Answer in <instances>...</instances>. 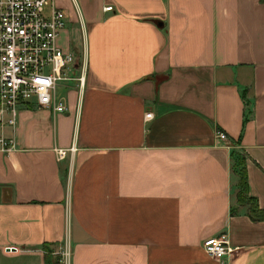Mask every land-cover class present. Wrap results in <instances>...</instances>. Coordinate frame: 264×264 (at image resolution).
<instances>
[{"label":"crops","instance_id":"1","mask_svg":"<svg viewBox=\"0 0 264 264\" xmlns=\"http://www.w3.org/2000/svg\"><path fill=\"white\" fill-rule=\"evenodd\" d=\"M54 1L85 82L65 112L18 105L0 126V264H59L66 245L70 264H264L230 156L264 209V1ZM223 234L236 251L207 255Z\"/></svg>","mask_w":264,"mask_h":264},{"label":"built area","instance_id":"2","mask_svg":"<svg viewBox=\"0 0 264 264\" xmlns=\"http://www.w3.org/2000/svg\"><path fill=\"white\" fill-rule=\"evenodd\" d=\"M102 9L110 11L111 6ZM64 24L65 15L54 0H0V126L14 124L18 105L31 104L63 113V87L68 82L78 90L84 86V55L77 56L59 43ZM143 118L149 120L151 113L145 112ZM215 137L226 139L220 130L215 131ZM12 147L11 139L0 137V151ZM54 152L58 160L66 150ZM202 247L216 259L230 257L236 251L225 234L206 238ZM55 254L59 264H70L71 250L67 245Z\"/></svg>","mask_w":264,"mask_h":264},{"label":"trees","instance_id":"3","mask_svg":"<svg viewBox=\"0 0 264 264\" xmlns=\"http://www.w3.org/2000/svg\"><path fill=\"white\" fill-rule=\"evenodd\" d=\"M264 1V0H262ZM247 119V115H243V122ZM232 159L233 172L238 175V189L236 192V201L238 205H246L248 207V216L252 221H264V209L260 208L257 199L249 194L247 170L245 168V157L239 150L230 153ZM234 209L231 210L233 214Z\"/></svg>","mask_w":264,"mask_h":264}]
</instances>
